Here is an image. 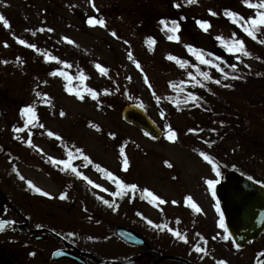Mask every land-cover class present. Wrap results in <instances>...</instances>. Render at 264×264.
<instances>
[{
  "label": "rangeland",
  "instance_id": "obj_1",
  "mask_svg": "<svg viewBox=\"0 0 264 264\" xmlns=\"http://www.w3.org/2000/svg\"><path fill=\"white\" fill-rule=\"evenodd\" d=\"M177 3L181 5L179 8L175 7ZM225 9L236 11L246 19L255 12L241 0H197L192 4L187 0H0V15L9 21V27L0 22V189L34 190L27 183L32 181L49 193L45 197L55 204L52 213L56 215L58 227H71L73 234L84 235L89 243L85 238L80 240L86 249L97 250L101 255L110 254L108 246L118 247L117 251L124 247L108 232L101 231L98 224L109 228L114 223L115 226L128 223L142 234L162 235L152 241L156 245L171 232L149 225L148 219L154 224H170L169 228L190 236L197 228L196 219L200 220L203 233H208L210 227L211 233L224 232L219 226L221 212L216 209V197L205 181L219 180L229 169L238 170L237 159H242L246 167L243 172L264 184V157L248 154L235 141L226 143L228 154L219 153L190 132L188 128L194 118L175 107L172 84L186 81L188 73H193L194 67L199 65L186 45L211 53V57L205 58L225 63L220 66H227V70L230 68L234 73L243 66L258 67L259 59H264L260 34L257 40H252L224 15ZM210 10L217 15L212 16ZM89 17L103 19L105 26H90ZM161 20L167 21L169 28L173 26L172 21L180 25L176 33L179 41L167 38L172 33ZM197 20H207L211 27L205 32ZM41 28L45 31H39ZM48 28L53 31H47ZM33 32L36 35L33 36ZM112 32H116V36ZM218 36L244 40L251 56L229 53L216 39ZM65 37L73 43L69 44ZM149 37L155 40L151 48ZM18 39L33 43L36 48H28L18 43ZM45 53L58 60H46ZM170 54L188 61L186 67L180 68L176 61L167 59ZM217 56L220 61H215ZM61 61L72 67H66ZM96 64L108 69L107 74H101ZM232 64L236 65L235 69L230 67ZM58 70L73 77L83 72L87 79L83 84L73 79L70 93L65 88L68 81L59 75H50ZM85 86L97 93L95 100ZM77 90L84 95V100L75 95ZM133 102L142 105L164 130L161 138L155 139L122 119L124 105ZM28 105L36 108L39 120L35 126L24 128L26 117L21 115V110ZM39 124L44 127L40 128ZM169 125L177 133L174 141L167 139ZM17 127L24 131H14ZM253 127L264 131L260 122ZM48 131L56 135L48 136ZM29 138L35 147L26 143ZM121 147L129 161L127 171L120 156ZM76 148L81 149L83 155L75 153ZM69 150L74 153L73 165L93 184L70 170L61 171L63 165L53 164L48 159H68ZM200 152L211 156L219 165V176ZM83 156L89 160H84ZM97 164L107 171L98 170ZM107 172L126 184H137V189L128 191L123 199L112 196L117 190L116 184L108 179ZM20 176L25 179L21 180ZM64 177L71 178L72 182ZM144 189L167 203H152ZM61 193H66L67 197L61 199ZM189 196L192 201L186 199ZM100 197L115 201V211ZM192 202L201 211L196 212L191 207ZM107 235L109 245L105 246L107 242L101 236ZM135 250L137 254L141 252L139 248ZM123 251L128 254L133 249L126 247ZM262 254L264 234L242 249L232 243L229 263L254 264Z\"/></svg>",
  "mask_w": 264,
  "mask_h": 264
},
{
  "label": "flooded vegetation",
  "instance_id": "obj_2",
  "mask_svg": "<svg viewBox=\"0 0 264 264\" xmlns=\"http://www.w3.org/2000/svg\"><path fill=\"white\" fill-rule=\"evenodd\" d=\"M33 191L0 189V220L11 222L0 231V264H83V260L85 264H98V258L111 261V264L130 259L136 260V264H152L153 253L159 251L164 258L161 264H217L220 260L230 264L233 243L231 237L225 240L224 233L212 234L211 227L208 233H203L199 219L195 220L197 228L193 235L185 234L189 236L187 243L168 234L165 238L163 236L160 250L158 246L151 245L146 251L141 250L137 254L136 246H131L133 251L121 257L117 247L108 246L110 254L99 256L97 253L100 252L86 249L82 240L85 238L87 244L89 241L84 235L73 234L71 227H58L56 215L52 213L55 204L47 201L48 197ZM196 245L204 247L207 255L196 252ZM60 250L77 253L83 260L54 258Z\"/></svg>",
  "mask_w": 264,
  "mask_h": 264
},
{
  "label": "snow or ice",
  "instance_id": "obj_3",
  "mask_svg": "<svg viewBox=\"0 0 264 264\" xmlns=\"http://www.w3.org/2000/svg\"><path fill=\"white\" fill-rule=\"evenodd\" d=\"M195 2H197V0H187V3H189V4H192ZM242 3L250 9H254L255 10L254 15H250L246 19L245 16L239 14L236 11L230 10V9H225L224 15L227 16L232 21V23L238 25L248 37H250L252 40H257L258 34L264 35V0H256V2H253V0H242ZM180 6L181 5L179 3H177L175 5V7H177V8H179ZM93 7H95V5H93ZM210 14L212 16L217 15L216 12L211 11V10H210ZM0 22H2L5 27H9V21L3 15H0ZM87 22L90 26H96V25H99L102 27L105 26V21L103 19H96L95 17H89ZM160 23L163 24L165 26V28L172 33V35H169L167 37L169 40L179 41L180 38L178 35H176V33L179 31L180 25L176 21H172L173 26L171 28L168 27V22L165 20H161ZM196 23L205 32H207L209 30V28L211 27L209 21H207V20H197ZM39 31L43 32V31H45V29L41 28ZM47 31L51 32V31H53V29L48 28ZM32 35L34 36V35H36V33L33 32ZM112 35L116 36V32H112ZM64 39H66L69 44L73 43V41L68 39L67 37H65ZM147 39L149 42V47L151 48V45L155 43V40L151 37H149ZM216 39H218L222 42L223 46L226 48V50L229 53H240L243 56H251V53L246 49L245 42L242 39L233 38V39L227 40V39H224L223 37H220V36L216 37ZM259 42L264 43V39L259 40ZM18 43H20L22 45H26L28 48H31V49L36 48L35 44L28 43L24 39H18ZM5 46H7V44H5ZM185 47L195 57V59L197 61H199L200 64L212 66V67L216 68L220 73L223 74L224 79L229 78V73L225 72L219 63H214L213 59H211V58H205L206 56L211 57V53H205L203 49H197L191 45H186ZM44 58L46 60H49V61L58 60V58L56 56L51 55L50 53H45ZM129 58H131V53H129ZM239 58L240 57L237 56V59H239ZM167 59L176 61V63L179 65L180 68H185L186 65L188 64V61L181 60L179 57L173 56L171 54L168 55ZM220 59L221 58L219 56L215 57V61H220ZM5 63H6V61H5ZM61 63H64L65 66L68 68L72 67L71 64H67L66 62L61 61ZM136 66L138 68L140 67L138 62L136 64ZM95 67L100 71L101 74H107L108 69L102 67L100 64H96ZM230 67L235 69L236 65L232 64V65H230ZM197 72L199 73L200 76L203 77V79L205 81L213 79V77L207 71H201L199 68H197ZM50 75H52V76L59 75V76L63 77L66 81H68V84L65 85V88L70 93L73 92V87L70 86L72 84L73 79H79L81 84H83V81L87 79V77L84 75L83 72H81L78 77H73L63 70L54 71V72L50 73ZM188 75L193 80H195V84L203 86L201 84V81L195 79V77L193 76V74L191 72H189ZM145 79H147V78H145ZM232 79H239V77L233 76ZM214 82L218 85L221 84L220 79H216ZM182 83H183V81H181V84ZM225 86L231 87V85H225ZM173 87L175 88V87H177V85H173ZM85 88H86V91L95 100L97 98V93L92 88H88L87 86H85ZM36 95L38 97H41V93H39V92H37ZM75 95L80 100L85 99L84 95H82L79 90H77L75 92ZM45 96H46V94H45ZM156 99H157V101H159L160 97L157 96ZM197 99H198V97L195 94L188 93V95L184 99V103H187L188 101L195 102ZM45 102H48V101L45 100ZM21 115L26 117L24 128H27L29 125L35 126L38 123L39 118H38L37 113H36V108L33 105H28L25 108H23L21 110ZM60 115L61 116L64 115L63 111H61ZM161 115H163V113H161ZM38 126L40 128L44 127L43 124H39ZM92 126L96 127V125H92ZM24 128L17 127L14 129V131L23 132ZM189 131L192 132V131H195V129H189ZM47 134H48V136L56 135L52 131H48ZM176 137H177L176 131L173 130V128L170 125L167 126V139L170 141H174L176 139ZM26 143L30 147H35L31 138H29L26 141ZM206 143H207V141H206ZM75 153L83 155L82 150L79 148L75 149ZM199 154L203 157V159L205 161H207L209 164H211L212 171H214L216 173V175L219 176L221 174L220 169H219V165L217 163L213 162V158L211 156H209L208 154H206L205 152H200ZM67 156H68V159H63V160H56L52 157H48V159L53 164L63 165V167L61 168V171L70 170L77 177H82L89 184H93L92 180H90L87 176H85L82 172H80L76 166L73 165L72 161L74 159V153L71 150L68 151ZM120 156L123 157L124 170L127 171L128 166H129V161H128L127 156L125 155V150L123 147L120 148ZM83 159L89 160V158L87 156H83ZM89 163H91V161H89ZM169 166H171V165H169ZM96 168L98 170H101V171H105V172L107 171L106 169H101L99 164L96 165ZM13 171H16L15 167L13 168ZM107 177H108V179L113 180L116 184L117 190L115 192L111 193V195L114 197L123 198L127 194L128 191H135L138 187L137 184H135V183L126 184L123 180L116 177L112 172H107ZM248 178L250 180L252 179L251 176H249ZM20 179L23 180L25 178L23 176H20ZM205 182L208 185L209 189H211L213 197H215L216 196V185L219 183V181L215 180V179H208ZM27 183H28V186L30 188H34V190L37 193H41L44 196L49 195L48 192L43 191L39 187H36L32 181L29 180V181H27ZM257 183H260V181H257ZM94 186L97 188L101 187V185H99V184H95ZM104 190L107 191V189H104ZM144 192L147 193V196L151 198L152 203H156L157 201L159 202V204L167 203V201L163 200L158 195H154L153 192L148 190V189H144ZM66 197H67L66 193H61V196H60L61 199H65ZM100 199L103 201V203L105 205H107L110 208H113V210L115 211V207H114L115 201L110 202L107 199H103V197H100ZM186 199L188 201H192V198L190 196L187 197ZM172 203L176 204L177 201H172ZM191 207L196 212L201 211V209L198 207V205H196L195 202L191 203ZM216 209L218 212L220 211L219 202H217V204H216ZM138 215H142V214L138 213ZM8 223H11V222L6 221V220H0V231H2L4 229V226ZM147 223L149 225L154 226L155 228L160 229V230L167 229L175 237H177L179 240L184 241L185 243L188 242L187 236L185 234H182L179 230L169 228L168 224H164V225L154 224V222L150 219L147 220ZM219 226H220V228L225 229V232H227V228H226L225 223H224V217H223L222 212L220 214ZM197 235H199V234H197ZM223 238L225 240H228L229 236L225 235ZM201 239H203V237H201ZM213 239H215V237H213ZM205 243H207V241H205ZM236 247L239 248V245H236ZM194 250L198 253H203L204 255H207L206 249L204 247H201L200 245H196L194 247ZM33 255H34V253H33ZM201 258H203V257H201ZM217 264H226V261L220 260V261H217ZM260 264H264V261H261Z\"/></svg>",
  "mask_w": 264,
  "mask_h": 264
},
{
  "label": "trees",
  "instance_id": "obj_4",
  "mask_svg": "<svg viewBox=\"0 0 264 264\" xmlns=\"http://www.w3.org/2000/svg\"><path fill=\"white\" fill-rule=\"evenodd\" d=\"M260 36L264 39V35ZM259 62L258 67L249 69L243 66L235 73L224 66V71L229 73L226 80L209 66L199 63L194 67L193 73L190 72L203 86L195 84L191 77L186 81L178 80L172 84L175 107L194 118L188 129H195L192 131L193 134L203 142L207 141L206 144L219 153L228 154L226 143L235 141L248 154L254 153L264 157V131L253 127L257 122L264 125V59H259ZM218 63L221 66L225 65L223 62ZM197 68L207 71L213 78L220 79L221 84H216L213 79L205 81L197 72ZM233 76L239 79H232ZM173 85L177 87L174 88ZM188 93L195 94L198 99L195 102L184 103ZM237 161L240 163L237 168L244 171L246 167L242 159ZM64 179L72 182L69 177Z\"/></svg>",
  "mask_w": 264,
  "mask_h": 264
},
{
  "label": "water",
  "instance_id": "obj_5",
  "mask_svg": "<svg viewBox=\"0 0 264 264\" xmlns=\"http://www.w3.org/2000/svg\"><path fill=\"white\" fill-rule=\"evenodd\" d=\"M122 117L127 123L139 127L155 138H160L163 134L140 105H126L122 110ZM216 193L228 232L237 245L243 247L249 240L258 238L264 231V186L230 170L221 175ZM115 233L128 243L137 245L146 243L141 234L130 228L120 226ZM64 256L73 258L67 254ZM261 261H264V256L256 264H260ZM99 263L109 264L107 261ZM119 264H135V260Z\"/></svg>",
  "mask_w": 264,
  "mask_h": 264
}]
</instances>
